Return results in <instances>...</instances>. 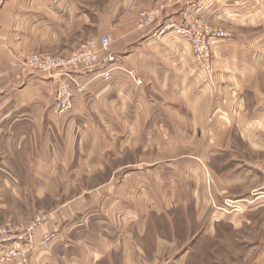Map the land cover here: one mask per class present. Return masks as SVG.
I'll return each mask as SVG.
<instances>
[{
    "label": "crops",
    "instance_id": "1",
    "mask_svg": "<svg viewBox=\"0 0 264 264\" xmlns=\"http://www.w3.org/2000/svg\"><path fill=\"white\" fill-rule=\"evenodd\" d=\"M156 2L113 0L111 8L90 10V0H0V223L49 214L34 231L28 264H114L121 251L120 264H137L133 223L106 217L121 192H89L79 183L96 173L104 179L105 167L126 152L134 159L123 163L135 165L141 134L145 150L167 149L170 127L178 131L186 109L208 117L215 134L208 148L256 150V163L233 162L240 169L226 181L264 182L263 0H185L137 28L141 6ZM202 10L236 29L214 44L212 71L187 40L158 29L186 24ZM104 34L114 39L109 49L100 48ZM90 37L98 64L70 74L84 89L72 110L60 112V77L28 69L22 59L82 49ZM133 212L124 215L131 220ZM46 233L60 239L47 243ZM257 264H264V245Z\"/></svg>",
    "mask_w": 264,
    "mask_h": 264
},
{
    "label": "rangeland",
    "instance_id": "2",
    "mask_svg": "<svg viewBox=\"0 0 264 264\" xmlns=\"http://www.w3.org/2000/svg\"><path fill=\"white\" fill-rule=\"evenodd\" d=\"M112 1L90 0L88 8H111ZM165 1L157 0L152 8ZM144 9L148 8L141 6L139 12ZM198 16H205L214 27L224 29L227 36L223 39L230 38L236 31L229 26L216 25L203 10L195 17ZM163 26L158 28L161 34L177 36L173 28L162 32ZM92 40L90 37L89 41ZM29 54L22 59L24 65ZM213 57L209 63L201 61L208 71L213 70ZM104 77L110 78L111 74ZM82 89L84 86L77 91ZM57 93L58 88L56 97ZM185 112L187 116L181 119L183 123L178 131L170 127L167 149L153 146L145 150L144 135L141 134L135 165L123 163L134 159L133 154L130 156L126 152L119 163L105 167L104 179L101 174L90 175L88 180L79 183L80 189L121 192L114 205L110 204L117 211L106 217L109 221L133 223L131 237L135 239L137 264H257L264 245V182L257 179L245 182L225 180L235 168L240 169V165L236 167L233 162L248 160L255 164L256 150L208 148L209 141L215 140V134L207 130L208 117H193L187 109ZM238 142L241 144L239 139ZM76 189L78 187H74L73 192L78 191ZM128 192H133L135 197L129 199ZM128 208L135 209L131 220L124 215ZM47 212L36 211L22 219L9 218L0 224L12 221L19 225ZM58 239V234L46 233L43 240L52 244ZM10 245L28 247L31 257L33 244L28 237L13 233L6 240L0 239V253ZM118 254L114 264H120L123 258V251ZM17 262L22 263L0 255V264Z\"/></svg>",
    "mask_w": 264,
    "mask_h": 264
},
{
    "label": "built area",
    "instance_id": "3",
    "mask_svg": "<svg viewBox=\"0 0 264 264\" xmlns=\"http://www.w3.org/2000/svg\"><path fill=\"white\" fill-rule=\"evenodd\" d=\"M184 0H167L153 8L144 9L137 16V28L141 29L154 24L159 16L169 5L182 3ZM174 29V32L188 41L198 60L209 63L213 55L215 41L227 36L222 28L214 27L205 16H198L190 19L186 24L163 26L162 32ZM100 48L108 49L113 44V38L104 34L99 38ZM99 61V48L95 40L89 41L82 49L71 54H50L33 52L25 60V66L29 69L49 71L51 74L60 77L57 93V108L61 112H68L74 107L76 91L84 85L80 84L71 73L80 67L93 68ZM104 75L110 77V72ZM49 218V214H38L32 219L19 225L12 221L0 224V239L6 240L13 233L20 237H28L32 240L33 232ZM48 239V237L46 238ZM28 247L12 246L0 255L12 260H19L27 263L29 259Z\"/></svg>",
    "mask_w": 264,
    "mask_h": 264
}]
</instances>
